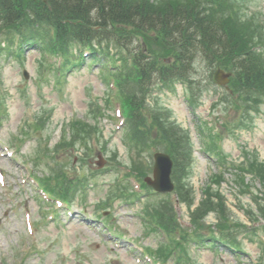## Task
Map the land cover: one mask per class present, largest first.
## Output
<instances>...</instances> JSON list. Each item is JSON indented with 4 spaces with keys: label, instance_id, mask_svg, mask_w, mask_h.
<instances>
[{
    "label": "rangeland",
    "instance_id": "obj_1",
    "mask_svg": "<svg viewBox=\"0 0 264 264\" xmlns=\"http://www.w3.org/2000/svg\"><path fill=\"white\" fill-rule=\"evenodd\" d=\"M255 1L264 9V0ZM23 53L24 59L7 53L0 56V87H3V91H0V167L4 171V181H0V264L3 259L13 262L12 249L20 242L34 243L41 251L28 256L27 264H59L61 260L65 264H145L146 261L143 260L144 257L138 247L154 248L164 242L159 233L150 234L144 231L145 225L140 213L147 200L146 196L132 200L116 198L106 204L108 208L105 215H110V218H96L95 207L99 208L100 205L97 204L105 198L108 199V183L112 185V181L115 180V159L109 158V150L94 152L91 153L92 156H88L83 151L85 149L82 148V144L73 148H68L62 143L57 144L63 133L61 129L69 119L75 116L85 118L90 96L96 95L101 100L104 99L107 84L98 70L99 63H92L88 54L84 64L65 73L59 84L55 82V76L50 71L46 79L36 83L34 78L40 52L32 45L26 46ZM210 72L209 66L198 60L197 75L201 77L205 88L197 108L190 107L184 101L183 89L179 83H176L175 89L165 87L155 92V95L170 107L174 119L190 131L194 144L190 181L197 196L201 194V188L209 180L210 171H214L216 166L214 160L213 164L199 151V148L202 150L204 141L199 136L196 123L202 119L209 131V123L215 129L219 126L220 120L232 122L238 112L234 107L240 109L235 102L217 105V92L220 88L211 81ZM37 84L41 88L40 91L37 90ZM41 104L48 107L45 108V115L51 117L46 136H43L50 146L36 166L37 173L43 171L56 177L54 169L57 167V171L66 170L70 176L80 178L86 176L83 179V188L77 193L78 197L75 196L73 199L71 210L67 211L63 206L57 205L58 210L54 219L43 218L41 208L46 203L39 202L35 188L25 179L26 168L19 161L23 157L29 158L33 150L40 148L41 138L29 135L20 144L12 142L15 134L19 132L22 120L30 115L32 110H38ZM116 121L117 116L113 111L110 108L106 109L100 119V133L103 135L101 138L107 142L110 150L117 147V159L125 161L126 148L122 144L124 132L117 123L115 125ZM220 131L222 132L218 135ZM211 136L215 142L220 143L223 152L227 153V159L240 160L242 157L240 150L244 146L257 149L264 160V105L250 130L233 129V133H230L220 126V129L217 128ZM14 146L17 147L15 150L12 149ZM99 153H102L106 160L102 167L95 163ZM46 156L54 159L55 167L46 163ZM215 156L218 158L219 153L215 152ZM150 158L152 166V157ZM150 172L148 170L147 173ZM232 174L233 170H227L222 190L229 202L235 203L233 193L236 190L231 180ZM24 179L26 182H23ZM242 202H249V198L242 197ZM176 210L181 224H189L185 206L177 203ZM237 215L244 217L241 212ZM208 220H213V216L210 215ZM105 222L109 224L113 233L103 231ZM29 223L32 230L28 227ZM257 225L252 228L255 234L248 233L246 237L241 235L242 250L218 244L189 243L186 245V253L190 257L188 261L183 258L176 262L169 258L167 264H253V261L262 255L264 261V254H261L264 246V221ZM159 228L162 227L156 225L154 229L147 228V231L155 232Z\"/></svg>",
    "mask_w": 264,
    "mask_h": 264
},
{
    "label": "trees",
    "instance_id": "obj_2",
    "mask_svg": "<svg viewBox=\"0 0 264 264\" xmlns=\"http://www.w3.org/2000/svg\"><path fill=\"white\" fill-rule=\"evenodd\" d=\"M154 2L0 0V34H3L8 48L12 31L18 30L23 44H38L42 51L56 49L63 55L67 66L80 61L78 56H73V47L76 48L77 44L89 46L93 57L102 54L113 58L112 49L117 53L127 51L131 61L129 65L124 63L123 72L118 76L132 125V138L141 141L140 149L151 144L170 153L178 198L190 207L194 202V190L188 180L192 162L189 137L169 119L167 108L158 102L149 107L147 96L159 80L192 83L195 61L203 58L212 66L232 70V91L239 94L248 114L257 111L264 96V33L260 32V25L251 20L252 16L242 11L244 0ZM50 28L52 32L48 36ZM139 36H142L143 43L140 47L132 42ZM3 49L0 43V51ZM110 66L116 68L114 63ZM92 129L96 126L74 119L70 123L67 142L88 144ZM244 154L245 161L233 165L237 170L234 182L240 194H251L255 207L240 205L239 208L252 221H257L258 217L264 219V163L257 153L245 151ZM144 171L146 169L141 167V174ZM244 171L251 173L253 179L257 178L263 190L253 192L245 181ZM221 178L222 173L213 175L211 182L203 188L198 205L191 211V223L195 229L182 230L177 226L173 207L166 200V216L161 212L158 214L166 224L168 236L179 227L178 236L186 241L202 243L210 237L235 244L232 232H240L246 229V225L239 222L227 206L219 190ZM65 185L70 186L68 182ZM47 186L55 187L51 182H47ZM209 212L216 213L214 227L218 235L212 233L211 225L204 223ZM202 230H207L208 234L203 235Z\"/></svg>",
    "mask_w": 264,
    "mask_h": 264
},
{
    "label": "water",
    "instance_id": "obj_3",
    "mask_svg": "<svg viewBox=\"0 0 264 264\" xmlns=\"http://www.w3.org/2000/svg\"><path fill=\"white\" fill-rule=\"evenodd\" d=\"M228 75L229 73H224L222 70L218 69L215 72V80L220 83L226 82ZM154 158V179L147 178V181L158 190H170L173 187L170 181L172 161L169 155L163 152L155 153Z\"/></svg>",
    "mask_w": 264,
    "mask_h": 264
}]
</instances>
